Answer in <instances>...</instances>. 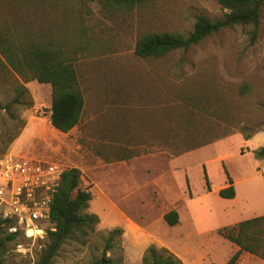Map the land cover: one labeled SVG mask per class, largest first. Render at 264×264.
I'll use <instances>...</instances> for the list:
<instances>
[{
    "label": "rangeland",
    "instance_id": "374dc122",
    "mask_svg": "<svg viewBox=\"0 0 264 264\" xmlns=\"http://www.w3.org/2000/svg\"><path fill=\"white\" fill-rule=\"evenodd\" d=\"M199 14L215 19L223 10L218 0H146L111 13L93 0H50L31 22L34 31L87 48L73 62L84 98L80 123L67 133L52 128L50 86L29 81L32 107L20 110L24 127L7 149L78 169L91 193L93 233L64 244L53 264H87L113 228L122 234L106 256L116 264H141L150 245L182 264H226L237 247L217 230L264 215V158L253 154L264 147V5L253 43L248 27L237 26L161 58L133 55L139 35H186ZM10 96L0 87V106ZM8 124L0 110V133ZM224 170L232 199L218 196ZM169 211L178 214L174 226L163 219ZM12 248L6 262L25 264ZM235 264L264 260L241 253Z\"/></svg>",
    "mask_w": 264,
    "mask_h": 264
},
{
    "label": "trees",
    "instance_id": "16d2710c",
    "mask_svg": "<svg viewBox=\"0 0 264 264\" xmlns=\"http://www.w3.org/2000/svg\"><path fill=\"white\" fill-rule=\"evenodd\" d=\"M107 13L132 11L146 0H93ZM223 14L211 19L199 14L194 17L191 31L186 35L173 32H146L134 43L133 55L138 59L161 58L167 54L187 50L212 34L237 26L248 27L251 43L257 38L264 0H218ZM50 0H0V87L10 93L8 101L0 106L8 119V125L0 133V152H6L17 139L24 122L20 110L30 109L32 100L25 87L29 81L50 86L48 121L52 128L67 133L76 127L82 118L84 98L73 66L75 54L86 44L72 43L53 37L42 31H34L31 22L37 14L46 11ZM87 49V48H86ZM244 91L242 88L241 92ZM241 129L244 140L250 132ZM254 158H264V147L253 151ZM226 187L218 191L222 199L235 195L231 178L227 175ZM81 172L76 168L63 170L58 189L49 212L54 231L47 232L43 246L35 254L33 264H53L60 249L69 241L84 243L93 231L98 219L87 212L91 193L80 184ZM206 187L207 178L204 174ZM168 226L178 223L176 211L163 216ZM217 233L237 247L226 264H235L241 253L264 260V215L242 220L234 225L219 228ZM122 234L119 228L111 229L104 238V247L98 257L87 264H116L106 256ZM20 237L7 232V223L0 219V264L6 262L10 245ZM141 264H182L169 250L150 245L145 250Z\"/></svg>",
    "mask_w": 264,
    "mask_h": 264
},
{
    "label": "built area",
    "instance_id": "2783aa9c",
    "mask_svg": "<svg viewBox=\"0 0 264 264\" xmlns=\"http://www.w3.org/2000/svg\"><path fill=\"white\" fill-rule=\"evenodd\" d=\"M62 172L45 159L0 152V219L9 234L20 237L12 250L25 264H33L47 232L54 231L49 212Z\"/></svg>",
    "mask_w": 264,
    "mask_h": 264
}]
</instances>
